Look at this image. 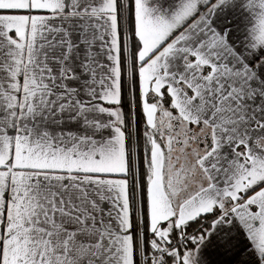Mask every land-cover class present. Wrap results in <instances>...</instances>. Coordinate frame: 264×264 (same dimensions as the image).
I'll return each instance as SVG.
<instances>
[{
	"label": "snow or ice",
	"instance_id": "snow-or-ice-1",
	"mask_svg": "<svg viewBox=\"0 0 264 264\" xmlns=\"http://www.w3.org/2000/svg\"><path fill=\"white\" fill-rule=\"evenodd\" d=\"M0 264H264V0H0Z\"/></svg>",
	"mask_w": 264,
	"mask_h": 264
}]
</instances>
